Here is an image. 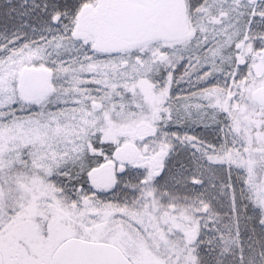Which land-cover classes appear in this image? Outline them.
Listing matches in <instances>:
<instances>
[{
    "label": "snow or ice",
    "instance_id": "obj_1",
    "mask_svg": "<svg viewBox=\"0 0 264 264\" xmlns=\"http://www.w3.org/2000/svg\"><path fill=\"white\" fill-rule=\"evenodd\" d=\"M0 264H264V0H0Z\"/></svg>",
    "mask_w": 264,
    "mask_h": 264
}]
</instances>
